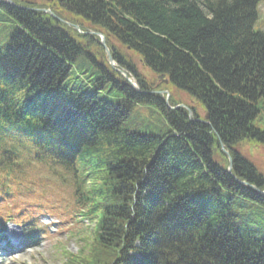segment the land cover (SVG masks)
I'll return each mask as SVG.
<instances>
[{"label": "trees", "instance_id": "trees-1", "mask_svg": "<svg viewBox=\"0 0 264 264\" xmlns=\"http://www.w3.org/2000/svg\"><path fill=\"white\" fill-rule=\"evenodd\" d=\"M12 1L22 8L0 3V25L13 23L0 48V229L33 238L43 215L95 222L64 264H264V238L233 212L237 199L264 209L252 188L264 191V171L247 156L264 149V0ZM77 63L92 69L74 78L82 89L69 86ZM112 89L120 99L102 96ZM138 106L157 131L124 127Z\"/></svg>", "mask_w": 264, "mask_h": 264}, {"label": "rangeland", "instance_id": "rangeland-1", "mask_svg": "<svg viewBox=\"0 0 264 264\" xmlns=\"http://www.w3.org/2000/svg\"><path fill=\"white\" fill-rule=\"evenodd\" d=\"M38 5H43L47 1L51 0H32ZM258 17L255 22L254 29L257 32L264 33V1L259 2L257 6ZM13 23H5L0 25V48L5 46V42L8 39V35L11 32V26ZM141 67V64H138ZM69 86L72 88L80 87L81 84L78 80L74 81L76 76H80L82 72L84 75L81 78L92 73V69L88 64H79L73 66ZM80 84V85H79ZM95 85V84H94ZM89 89L93 90L95 86L88 84ZM178 94V93H177ZM184 99V103H190L195 105L194 101L185 95L178 94ZM108 100H118L121 98V92L118 90H110L108 93H102ZM102 98V97H101ZM201 116H204V112L200 109ZM160 119L157 114L150 113L147 108H141L138 106L136 111L132 114L130 120L124 125L125 128L135 130L140 133H147L157 131L156 126H159ZM144 126H150L144 128ZM164 129V127H161ZM248 158L253 161L260 169L264 171V149L253 151L252 155L247 154ZM233 212L239 217L241 224H247L250 227L251 232L257 238H264V209L253 205L250 202L237 199ZM39 222L45 225L51 236L49 238H42L38 236L36 239L28 240L29 228L23 229L16 225L9 224L4 227L3 235L7 236L5 240L0 241V264H64L66 262L65 253L76 254L80 252L85 245L83 238H93V228L95 222L83 221L80 225L76 226V222L73 220H67L68 225L59 228L60 221L50 216H41ZM56 223L58 226H54ZM59 223V224H58ZM74 227V230L70 232V229ZM15 237L23 240L22 248L13 252L10 247L9 238ZM82 237V238H81ZM22 242V241H21Z\"/></svg>", "mask_w": 264, "mask_h": 264}, {"label": "water", "instance_id": "water-1", "mask_svg": "<svg viewBox=\"0 0 264 264\" xmlns=\"http://www.w3.org/2000/svg\"><path fill=\"white\" fill-rule=\"evenodd\" d=\"M102 43H103V44L105 43V40H104V39L102 40ZM107 52H108V50H107ZM110 63L113 64V60H112L111 58H110ZM160 78H162V77H160ZM166 82H167V81H166ZM207 118H208V117H207ZM261 194H264V192H262Z\"/></svg>", "mask_w": 264, "mask_h": 264}]
</instances>
